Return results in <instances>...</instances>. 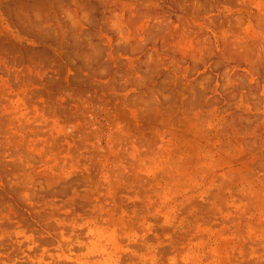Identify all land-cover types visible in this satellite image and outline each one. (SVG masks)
<instances>
[{"label": "rangeland", "instance_id": "1", "mask_svg": "<svg viewBox=\"0 0 264 264\" xmlns=\"http://www.w3.org/2000/svg\"><path fill=\"white\" fill-rule=\"evenodd\" d=\"M0 264H264V0H0Z\"/></svg>", "mask_w": 264, "mask_h": 264}]
</instances>
